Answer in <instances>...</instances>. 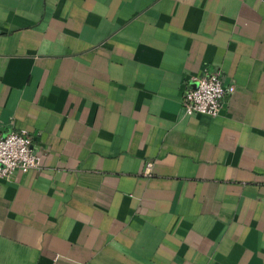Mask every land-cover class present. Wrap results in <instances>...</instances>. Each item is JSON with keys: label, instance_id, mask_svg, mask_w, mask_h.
<instances>
[{"label": "crops", "instance_id": "1", "mask_svg": "<svg viewBox=\"0 0 264 264\" xmlns=\"http://www.w3.org/2000/svg\"><path fill=\"white\" fill-rule=\"evenodd\" d=\"M10 129L39 166L0 177V264H264V0H0Z\"/></svg>", "mask_w": 264, "mask_h": 264}, {"label": "built area", "instance_id": "2", "mask_svg": "<svg viewBox=\"0 0 264 264\" xmlns=\"http://www.w3.org/2000/svg\"><path fill=\"white\" fill-rule=\"evenodd\" d=\"M193 86L183 89L181 105L185 113L198 112L207 115L218 113L222 100L233 90L225 84L217 70H205L196 77ZM39 156L31 146V136L24 129H10L0 133V177L8 178L14 171L37 169ZM151 165L146 162L144 169Z\"/></svg>", "mask_w": 264, "mask_h": 264}]
</instances>
